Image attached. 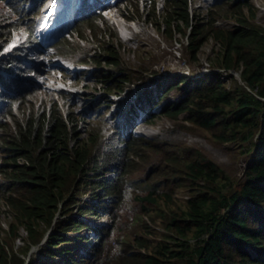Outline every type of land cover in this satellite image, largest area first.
Returning a JSON list of instances; mask_svg holds the SVG:
<instances>
[{
    "label": "trees",
    "instance_id": "1",
    "mask_svg": "<svg viewBox=\"0 0 264 264\" xmlns=\"http://www.w3.org/2000/svg\"><path fill=\"white\" fill-rule=\"evenodd\" d=\"M163 5L158 20L169 33L179 31L180 23L190 26L188 47L192 54L212 36L220 45L215 51L216 64L239 71L241 82L233 80L225 85L217 75L177 78L157 99L162 115L184 119L202 129L213 141L234 149L240 161L251 157L243 175L233 178L199 149L158 136L131 133L125 138L120 131L111 144L106 140L117 136V128L108 138L100 128L94 135L93 119L87 123L71 107L65 112L51 98L33 100V90H21L23 86L30 88L26 81L9 80L0 74V151L4 154L0 190L26 226L31 245L41 240L34 226L43 221L50 228L58 211L67 210L75 201L71 195L84 188L82 175L91 164L102 168L116 163L112 178L92 181V188L103 187L100 193L92 191L101 205L106 199L117 200L110 212V225L96 227L100 245L84 258L85 263L73 246H65L63 251L69 252L64 264H264V29L250 20L255 12L246 0H224L207 10L209 17L207 13L197 15L195 24L191 23L188 0H163ZM244 6L251 17L244 13ZM152 15L156 16L155 11ZM218 17H235L239 24L232 28L214 26ZM96 20L107 28L106 36L95 25L97 31H88H93L94 44L105 41L102 50L74 59V63L91 67L105 91H123L126 84L118 80L116 73L120 72L113 59L120 48L111 40L114 32L109 23L102 15H94L76 26ZM2 48L0 45V51ZM9 61L15 63L19 58H0L1 68ZM25 70L22 68V73ZM16 93L20 96L14 97ZM83 125L90 133L79 138ZM18 157L24 160L19 162ZM139 173L148 182L130 193V180ZM178 188L185 190L181 198L173 196ZM124 202L141 208L145 226L147 221L157 223L164 232L160 239L136 237L133 242H118L115 253L108 256L106 243L132 213L128 209V213L123 212ZM91 210L81 207L80 216L65 224L66 219H58L55 226L86 227L83 216ZM41 249L48 251L46 246ZM21 255L0 244V264H26L28 254ZM28 264L47 263L35 257Z\"/></svg>",
    "mask_w": 264,
    "mask_h": 264
},
{
    "label": "rangeland",
    "instance_id": "2",
    "mask_svg": "<svg viewBox=\"0 0 264 264\" xmlns=\"http://www.w3.org/2000/svg\"><path fill=\"white\" fill-rule=\"evenodd\" d=\"M28 1L29 0H0V45L7 43L9 39L8 44L20 39L18 43L24 45V49L28 53H24L23 56L35 62L34 66H36V68H27L23 73L32 76L37 82L32 78L28 79L27 84L30 88L23 86L21 90H33L32 99L37 101L41 100V96L55 100L58 99L65 112L67 111L66 107L69 106L77 117L83 116L87 123L89 119H93L94 135L95 133L97 134L99 128L103 131L105 130L107 133L111 132L114 121L113 114L119 109L122 102L131 98L130 96L129 98L127 97V95H131L128 90L131 88H138L140 84L151 85L157 79L164 78L165 76L175 77L179 74H186L194 71H209L210 73L218 70L220 71L218 76L225 85H229L233 80H238L239 83L241 82L238 73L233 72V78H227V71L216 64L215 51L219 50L220 46L214 43L213 40L209 39L205 41L201 47H198L195 54H192L188 47V41H186V33L189 31L187 26H180L183 32L179 33L176 31L171 37V33H168L167 27L162 26L159 20L151 18L150 22L147 21L146 17L148 15L153 17V4H155L157 10L159 9L158 13L162 12L163 2L161 0H121V2L114 5L110 3L104 11L102 10V12L97 15H102L114 32L112 41L114 45L117 44L120 48L113 57L115 64H117V68L115 67L116 71L120 72L117 78L119 81L123 82L122 85L127 84L128 86H125L124 91H120L119 94L114 92V90H111V92H104L102 84L99 83V81L88 76L89 74L83 73L82 70H80L82 69L80 66L75 67L73 64L74 59H80L81 56H86L89 53L93 54L96 49L99 51L102 50L105 41L103 40L100 43L96 42L97 44H94L95 42L91 41V37H93L92 32L97 31L96 27L103 30V35L106 36L105 33L107 28L102 26L103 23L96 20L94 24L91 22V24H82L79 27L75 24L70 28L61 26H54L48 29L42 28L41 32L37 29L36 37L34 36V38H32V32L30 30H32L33 22L38 13V15H40L41 12L47 11L50 7L58 5L60 8L59 10L65 12L68 5L65 1L61 0H32L33 4L31 5H35L36 10L33 14H29L26 11L24 12L25 8L28 7ZM103 1L104 0H102V3ZM209 1L192 0L191 10L194 13L199 12L203 14L205 12L203 6L208 7L211 5ZM90 3L91 0H88V4ZM127 3L129 7L126 6ZM65 4L67 6L66 9ZM253 6L255 13L254 17L250 20H252V23L264 29V0H253ZM12 10H17L14 11L17 13L15 14ZM244 13L248 18L251 17L247 6L244 8ZM112 14L121 16L122 19L127 22L128 27L124 30H119V26L110 18ZM59 17L58 15L56 16V22L60 21ZM41 21L38 28L41 27ZM219 23L228 27V25H234L236 21L234 19H225L219 21ZM58 29L62 31L60 33L61 35L59 34L60 36L58 35V37L54 38V42H51V44L47 43L44 45L43 43L46 42L45 40H47L50 35L56 34V30ZM75 29L78 30V32H76ZM89 29L93 31L90 32L88 31ZM50 38L52 39L53 36ZM26 46H28L27 49ZM8 51L9 48L7 49V52ZM26 63L30 64V61ZM8 67L11 69H8ZM22 68H24L22 62L16 64L9 61V64L6 65L3 70L9 72V74L12 72L17 74L18 70ZM19 96L20 94L16 93L14 97ZM97 98L101 99L97 101ZM124 110L122 114H124ZM139 113L145 115L146 112L139 111ZM91 114L95 115L92 117L90 116ZM153 120L152 122L154 125L152 126L157 127V130L154 132H147L146 128L150 126L142 127L146 135L151 137L158 136L162 139L195 147L203 152V154L207 155L213 162L218 164L220 169L222 168L229 176L233 178L240 177L241 162L238 158V154L234 149L229 147V145L219 144L213 141L205 131L191 125L188 121L181 118H169L160 114L156 118H153ZM138 121L139 117H135L134 124ZM136 125L133 128L137 129ZM82 127L86 130L84 129L80 132L79 138H84L87 133H90L86 125ZM3 155V152L0 151V162L3 160ZM97 172L102 173L100 166L96 164L92 167L91 164L88 171H85L82 175V185L84 188L80 190L75 189L76 191H73L71 195V197L78 200V202L69 204L67 210L62 208L58 211V216L55 219L56 222L58 219H66L64 224L68 223L67 221L69 218L78 216L77 213L79 210H77V208L79 206H84V204L88 205L89 196H94L92 193L93 190L99 193L101 186L97 185L95 188H92L94 185L92 181H97L98 179ZM112 174L113 172L110 176H112ZM104 175L107 176V174ZM104 175L101 174V176H99L100 179H103L105 177ZM1 176L0 174V177ZM136 177L135 180H130L132 183L131 188H133L130 189V193H134L135 190L138 191L139 187L143 188L148 182L145 178L140 176V173ZM3 193L1 188L0 244L5 245L8 251L12 248L17 254H28V256L26 255L25 257L26 262H29V260L35 257L44 258L48 262L52 261L57 256L54 250L55 252L58 250L56 246L54 249L52 247V231L54 230L53 227L56 222L54 221V223H51L50 228H48L49 226L45 225V222L39 221L34 228L37 233L41 235V240L29 245L30 237L25 228L26 226L20 223L15 211L6 203ZM184 195L185 190L183 188H178L173 196L181 198ZM125 202L124 208L122 207L123 212L126 211V213H128V210L129 212L132 210V213L126 225L118 230H114L111 238L106 243L109 249L108 256L115 253L118 242H133L136 237H148L151 240L154 238L160 239L161 233L164 232V229L159 227L157 223L153 224L147 221L145 226L143 222L145 217L142 214L141 208L132 202L130 204ZM93 208L94 207H92V210H95ZM84 218L89 221L92 219V221L97 224L106 221L109 222L110 220H108V216L102 212L101 209L97 210L94 218H91V216H84ZM16 225H18V227H15ZM72 226L73 229H61L65 231V235H73L76 228L74 229V225ZM60 235L63 237L62 234ZM63 240L70 241L67 239ZM91 242L83 248L82 245L75 240H72L69 244L71 246L73 245V248L76 246L80 248L81 246V253L84 255L79 252L77 256L81 257L83 263H85L84 258L88 257V254L91 256L94 252L91 247ZM41 246H46L48 251L45 252L42 250ZM141 250H144V248H141ZM49 251L52 252L49 253ZM134 251L135 249H131V252ZM39 252H41L42 255H40ZM64 252V256L66 257L69 251L64 250ZM62 261L65 262L63 259L60 262ZM60 262L55 264H59Z\"/></svg>",
    "mask_w": 264,
    "mask_h": 264
},
{
    "label": "clouds",
    "instance_id": "3",
    "mask_svg": "<svg viewBox=\"0 0 264 264\" xmlns=\"http://www.w3.org/2000/svg\"><path fill=\"white\" fill-rule=\"evenodd\" d=\"M61 1H65V3L68 5V8L66 9L67 6L65 4V9H66L65 12H63L62 10H59L60 8H59V5H58V6L50 7L47 11L45 10L44 12H41L40 15H38L39 13L36 15L37 17H36L35 21L33 22L32 30H30L32 32V38H34V36L36 37L37 29L39 30V32H41L42 28H47L48 29V28H53L54 26H58V27L61 26V27H65V28L66 27L70 28V27H72L75 24L76 25L79 24L80 23L79 21H81V20H85V19L90 18V17H92L94 15L97 16V14L102 12V10L104 11L110 3L112 5H114L116 3L121 2V0H114V1L113 0H107V1L104 0L103 3H102V0H91V3L88 4V0H70V1L61 0ZM161 1L163 2V0H161ZM203 1H209V0H203ZM223 1L222 0L209 1L211 5L208 6V7L207 6H203L205 12L203 14L202 13L200 14L199 12L194 13L191 10L192 0H188V2H189V11H190L191 16H192L191 23L192 24L197 23V15L201 16V15H205V13L208 14L209 13V12H207L208 9L212 10L211 8H213V6L221 4ZM246 1L251 3L252 6H253V0H246ZM31 4H33V1L29 0L27 2L28 7L25 8L24 12L26 11L29 14H33L35 12L36 6L35 5L32 6ZM163 7H164V5H163ZM153 8H154V11L156 10L155 14H157V15L156 16L152 15L153 17L150 16L149 18L146 17L147 21H149V22H150L151 18H155V20L156 19L158 20V18L162 14V12L158 13L159 9L157 10V7L155 6V4L153 5ZM244 8H245V6H244ZM57 15L60 16L59 17V20H60L59 22L55 21ZM43 16H44V18H43ZM208 17H209V14H208ZM41 19H42V21H41ZM225 19L226 20L234 19L236 21V23L234 25H228V27L225 26L224 24H220L219 23V21L225 20ZM40 21H41V27L38 28L39 25H40ZM213 24H214V26H218V27H221V28H224V27L225 28H232V27L238 25L239 22H238V20L235 17H230V18L218 17L215 20H213ZM161 25L162 26H166V25H164L162 23H161ZM179 25L180 26H187V25H184L183 23H180ZM187 27L189 28V31L186 33V41H188V35L190 33V30H191L190 26H187ZM179 29H180L179 31H178V29H175L174 32L172 34H170V36L172 37L176 31H178L179 33L183 32V29L181 27H179ZM60 30L61 29L56 30V34L50 35L48 37V39L45 40L46 42H44L43 44L44 45L47 44V43L51 44V42H54V38L58 37V35L62 32ZM51 36H53L52 39L50 38ZM209 39L213 40L214 43L219 44V42L217 40H215L212 36H209L206 40H204L199 45V47H201L202 44L205 41L209 40ZM9 40H8V42H9ZM111 40H113V38H111ZM19 41H20V39L18 41L11 42V44H8V42H7V43L1 45V46H3L2 50L0 51L1 60H3V59L8 60V58H10V56H17L19 58L18 62H22L24 64V68H26V69L27 68H36V66H34L35 62H32L31 60H29V59L25 58V56H23V54L27 53V51L24 49L25 48L24 45L18 43ZM115 45L118 46L117 44H115ZM188 46H189V41H188ZM8 48H9L10 52L9 51L7 52ZM27 48H28V46H26V49ZM19 50H23L24 53H18ZM27 61H30V64H27L26 63ZM18 62H15V63L17 64ZM8 64H9V62H8ZM8 64H6V65H8ZM73 64L75 65V67H79L80 66L82 68L80 70H82L83 73H87V74H89L88 76L95 78L96 81H99L93 75L91 67L89 68V67H87V65L76 64V63H74V61H73ZM5 66H2V68L0 66V74H1V76H3L6 79H9V80H11V79H20V80H24L26 82H27L28 79H31V78L34 79L32 76L25 75V73H22V69L18 70L17 74L15 72H12L11 74H9V72H6L5 70H3V68ZM221 68L225 69L223 67H221ZM8 69H11V68L8 67ZM225 70L227 71L226 72V76L227 77H231L232 75L234 76V74H232L233 72L238 73L239 76H240V73L237 70H234V69H225ZM228 71H230V72H228ZM41 72H43V71H41ZM219 73H220L219 70L216 71V72H210V73H209V71H207V72L206 71L205 72L194 71V72H191V73L179 74L178 76H175V77L165 76L164 78L162 77L161 79H157L151 85L140 84L138 86V88L129 89L128 91H129V93H131V95H127V97L129 98V96H130L131 98L125 100L124 102H122V104L119 107V109L117 111H115V114H113L114 121H113V124H112V130L109 133L105 132V130H104L105 134L107 133L105 135V137L108 138L110 136V134H114L115 133L114 132L115 128L118 129V134H117V136H115L113 138L114 141H115V139H117L120 131H121V135L123 137L125 136V138H127L131 133L133 135L151 137V136L146 135V133L144 132L145 130L142 127L154 125V123L152 122V121H154L153 118H156L157 116L162 114V110H161L162 109V105L160 104V102L157 99H158L159 95L163 92V90L168 86V84L171 81H174L177 78L184 77V76L190 77L192 79H201V78L205 77V75H207V76H209L211 78V77H214L215 75L218 76ZM116 75L119 76L117 73H116ZM99 83L102 84V88L104 89V92H106L105 88H104V84L102 82H100V81H99ZM126 86H128V85L126 84ZM114 92H116V91H114ZM119 93H120V91L117 92V94H119ZM101 98H97L96 100L99 101ZM60 99H62V98H60ZM56 101L61 106L60 101L58 99ZM123 110H124V114H122ZM139 111H144L146 113H145V115H142L141 113H139ZM93 115H95V114H91L90 116L93 117ZM163 116H165V115H163ZM135 117H139V121L136 122L137 125L134 124L135 123ZM165 117H167V116H165ZM135 125L137 126V129L133 128ZM135 130H138V131H135ZM147 132H150V131H147ZM113 139H111L110 141L109 140H106V141L111 143V142H114ZM104 144H103V147H104ZM250 159H251V157H249V158H247L245 160L243 159V160L240 161L241 162V175L240 176L243 175V170L246 167V165L248 164V162L250 161ZM23 160L24 159L22 157H18V161L19 162H22ZM115 167H116V163L110 164L109 166L102 167L101 168L102 169V173L97 172V174H98V177H97L98 179L97 180H101L100 177H99V176H101V174H103V175L107 174V176L104 175L105 176L103 178L104 180L107 179V178H112L115 175V170H114ZM112 172H113V174H112V176H110V174ZM102 190H103V187H100L99 193ZM75 202H78V200H75L73 203H75ZM116 203H117V200L115 202H110L109 199H106L104 204L101 205L100 202H99V198L98 197H96L95 195L94 196L90 195L89 196V200H88V205H85V204H84V206L81 205V206H79L77 208V210H79V208H81V207H94L93 209H95V210H91L92 214L90 212L86 216L84 215L85 217H90L91 216V218L92 217L94 218V216L97 213V210L101 209L102 212H104L108 216V220H109L110 219V212H111L112 208L114 207V205ZM108 208L110 210H108ZM77 214H78V216H80L79 212ZM57 216H58V213H57ZM78 216H75V217H78ZM84 216H83V221L86 222V227L84 226L85 228L83 227V228H80V229L76 230L73 235H68V234L65 235V231H63L60 227L54 226L53 227L54 230L52 231V235H56V236H55V238L52 241V247L54 249V247L56 246V249H58V250H56V252L54 250V253H56L57 256L50 262L46 261L44 258H41V259H43L47 264H55L57 262H60L62 259L64 260L65 256H64L63 248L65 246H70L71 247V245H69V244L72 242V240H75L76 242H79L80 245H82V248L85 247L87 244H89L92 241L91 242L92 243L91 247H92V250L94 251L95 248H97L100 245L96 227H99V226L100 227H107V226L110 225V220H109V222L106 221L104 223H98L97 224L96 222L92 221V219H90V221L85 219ZM60 234H62L63 237ZM63 239H67V240L68 239H72V240L68 242V241H65ZM60 244L61 245L63 244V245L61 246ZM74 249H76V253L77 254H79V252L81 253V250H82L81 246H80V248L78 246H76ZM39 253H40V255H42L41 252H39ZM81 254H83V253H81ZM89 255L90 254H88L87 256L89 257ZM37 258H40V257H37ZM28 263L29 262H26V264H28ZM59 264H64V262L62 261Z\"/></svg>",
    "mask_w": 264,
    "mask_h": 264
},
{
    "label": "bare ground",
    "instance_id": "4",
    "mask_svg": "<svg viewBox=\"0 0 264 264\" xmlns=\"http://www.w3.org/2000/svg\"><path fill=\"white\" fill-rule=\"evenodd\" d=\"M110 18L114 21V23H116L119 26V30H124V29H126V27H128L127 22H125L121 16L116 15V14H112L110 16ZM156 130H157V127H155V126H150V127L146 128V131H150V132H154Z\"/></svg>",
    "mask_w": 264,
    "mask_h": 264
}]
</instances>
